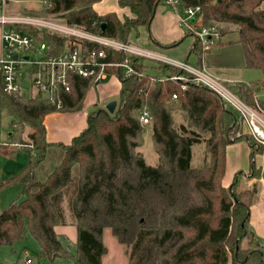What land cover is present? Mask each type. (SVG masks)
I'll use <instances>...</instances> for the list:
<instances>
[{"label": "trees", "instance_id": "1", "mask_svg": "<svg viewBox=\"0 0 264 264\" xmlns=\"http://www.w3.org/2000/svg\"><path fill=\"white\" fill-rule=\"evenodd\" d=\"M99 1L45 0L41 11L63 26L128 43L131 30L149 29L157 7L165 4V0H117L119 8L129 12L121 20L115 13L98 15L93 5ZM181 1L184 7L201 6L205 25L233 26L245 68L258 69L264 76V0ZM101 24H105L103 32ZM33 27L20 29L45 42L50 55L62 52L70 42L58 32ZM106 52L107 61L127 62L133 72L126 73L122 66L104 70L120 85L115 110L109 114L100 108L88 114L85 128L68 143L47 141L45 117L81 111L95 78L69 75V92L57 86L53 100L40 93L23 100L19 94L3 91L0 74V111L10 117L14 131L15 126L30 128L28 142L19 151L28 154L27 164L14 177H0V192L19 184L23 196L0 210V248L21 240L27 231L40 245V260L101 264L107 252L102 233L108 229L126 246L128 264H228L230 260L264 264L260 244L255 250L242 248L247 236L256 241L248 230L254 188L238 190L235 179L227 188L222 185L230 144L247 143L251 171L255 156H264L252 137H236L242 127L238 116L188 74L167 67L169 76L158 79L145 73L146 67L133 56ZM206 52L194 38L189 53L201 60ZM177 74L186 79L169 78ZM261 87L264 79L235 83L229 90L245 105L254 108L258 102L264 108L257 99ZM144 110L158 159L154 167L137 151L146 130L139 120ZM181 115H186V122L176 124L175 117ZM9 134L12 142L20 141L12 131ZM201 143L208 160L192 167V147ZM261 176L264 183V168ZM65 226L75 228V255L63 247L55 232Z\"/></svg>", "mask_w": 264, "mask_h": 264}, {"label": "rangeland", "instance_id": "2", "mask_svg": "<svg viewBox=\"0 0 264 264\" xmlns=\"http://www.w3.org/2000/svg\"><path fill=\"white\" fill-rule=\"evenodd\" d=\"M45 3V0H9L8 15L20 18L25 21H30L34 24L29 26H36V28L46 29L50 32H57V29L52 27L60 25L63 26V24L58 18L42 15L43 13L41 10ZM108 4L109 0H105L99 5L108 6ZM261 7H264V3ZM164 8L167 10L171 9L177 11L181 15V18H185L184 11L180 7L173 8L170 5L162 4L158 6L159 11L164 10ZM118 14L120 15L122 13L119 12ZM123 16L120 15L119 18L122 20ZM216 28L219 32H222L220 41L217 44L222 43V45L204 53L201 57V60L197 58L195 54L189 53L190 43L194 40L191 35L185 36V40H183V42L178 46L167 48L159 46L153 42L151 38V27L149 29L146 27H139L135 30L132 29L129 33L128 45L136 51H139L138 55L133 54L136 63L145 66L146 68L144 72L149 75H153L158 79H164L169 76V71L163 63V58H166V60L175 59L178 61H186L192 68L196 70H201L202 68L204 70L206 69V73L217 80L235 83H252L262 81L264 76L260 70L245 68L242 46L237 42V34L235 32H231L235 28L231 25H219V28ZM45 32L48 33V31ZM223 33L225 34L223 35ZM146 54H149V56ZM41 60V57L34 55L31 58L30 63L40 62ZM18 71L20 73L19 95L23 100H28L31 97H34L36 94L35 89L31 86V80L27 78V75L31 73V68L29 65H26L22 70ZM182 77L184 80L186 79L185 75ZM110 82H112V79L110 76H108L103 81L93 85L83 102L82 114L86 113L88 115L97 109H105V106L108 102L105 104H100L102 94L100 88L103 89L104 87L102 85L110 84ZM92 99H95L97 105L96 107L89 105V102ZM257 99L264 102L263 87H261L258 91ZM232 113L233 115L237 116L235 111L232 110ZM175 121L176 124L185 123L186 115L175 117ZM145 127L146 130L142 135V145L137 149V151L142 154L144 161L148 166L154 167L157 165L158 159L152 144L150 126L145 125ZM14 128L15 131L11 126V119L6 114V112L0 111L1 178L14 177L22 171L29 160L28 154L20 153L19 151L22 149V147H24L21 144L23 142H28L26 138L30 128L27 125H23L22 127L15 126ZM10 131L18 136L20 141L17 140L12 142L9 138V136H11L9 134ZM240 135H245L242 127L240 128L239 133L236 134V137H239ZM248 153L249 149L245 141H239L229 145L226 160L227 166L225 168L226 173L222 179V185L227 188L235 179V182L238 183V190H248L254 188L255 192L249 205L250 209L251 207H254L256 203L260 201V199L264 198V183L261 176V170L264 168V156L262 154H257L255 156V169L251 171L249 169ZM191 154L192 167H201L204 161L208 160L203 143L193 146ZM258 171L259 174L256 173ZM21 190L22 186L19 184L2 189L0 192V210L2 211L6 209L17 198L22 200L23 196L20 195ZM254 218L255 219H253L252 223L248 222V230L249 233L256 238L253 227H260L262 223H259L258 217L254 216ZM55 232L63 247L68 252L75 255V228L72 226L56 227ZM104 243L106 246H108V248H110L111 252L115 250L109 239L104 238ZM116 244H118L117 246H120L119 243L116 242ZM258 244L259 243H257L254 239L247 236L242 242V248L247 250H255L259 246ZM261 244V251L264 258V242ZM123 248L126 250L125 245H123ZM39 251V243L27 231H25V234L21 240L14 242L12 245L2 246L0 248V264H75L74 260L55 259L52 262L48 260H40L37 256ZM228 256L230 259L231 256L229 252ZM28 259L30 260V263L26 262ZM228 264H232L231 260L228 262Z\"/></svg>", "mask_w": 264, "mask_h": 264}, {"label": "built area", "instance_id": "3", "mask_svg": "<svg viewBox=\"0 0 264 264\" xmlns=\"http://www.w3.org/2000/svg\"><path fill=\"white\" fill-rule=\"evenodd\" d=\"M8 3L9 0H0V74L2 88L7 95L16 96L19 94L20 73L18 70H22L26 65L31 68V73L27 75V78L31 80L32 88L35 89L36 93L42 94L49 100H53L57 86H61L65 92H69V75L95 78V83H97L105 79L107 75L104 70L109 67L122 66L126 73L133 72L127 62L117 64L107 61L106 51H119L128 56L138 55L139 51L131 48L128 43L94 36L77 28L62 25L52 27L57 29L58 33L67 36L70 42L62 52L56 55L48 54V46L45 42L39 41L20 29L23 26L34 24L9 16ZM165 4L173 8H182L185 18H180L179 24L200 43L203 50H211L220 41L221 34L218 29L215 26L204 24L201 6L184 7L181 0H165ZM84 44H90L93 47L83 46ZM95 46L101 48L97 49ZM34 55L41 57L42 60L30 63ZM146 55L149 56V54ZM163 63L166 67H172L190 75L193 83L207 87L218 95L226 107L236 112L244 134L252 137L264 154V108L258 102H255L254 108L245 105L229 90V86L235 82L217 80L208 75L206 69L196 70L187 62L164 60ZM169 78L184 81L182 75L179 74ZM139 120L142 125H149L150 120L146 110L142 111ZM26 262L30 263V260L28 259Z\"/></svg>", "mask_w": 264, "mask_h": 264}, {"label": "crops", "instance_id": "4", "mask_svg": "<svg viewBox=\"0 0 264 264\" xmlns=\"http://www.w3.org/2000/svg\"><path fill=\"white\" fill-rule=\"evenodd\" d=\"M104 1L105 0H101L93 5V9L98 15H105L108 13H115L118 17H120V15L123 16L125 14L129 15V12L127 10L119 8L117 4V0H109L108 6L99 5L100 3ZM162 5H166V4H162ZM165 8L162 11H159L158 7L156 9L155 16L150 26L151 35H152L151 38L153 42L155 41L158 44H160L159 46L161 45L164 46V45H168V44L179 42V41H180L179 44H181L183 40H185L186 34H188L179 24V19L181 18V15L177 11H174L171 9L167 10ZM119 12H121L122 14L119 15L118 14ZM159 26L162 28H160ZM193 41L190 43L189 50H190L191 45L193 44ZM179 44H177L176 46H178ZM0 53H1V42H0ZM163 59L166 60V58H163ZM167 60L178 61L175 59H167ZM179 62H186V61H179ZM106 77H108V75ZM110 78L112 79V82H110L111 85L103 84L102 85L104 87L103 89L99 87L102 93L100 104H105L106 102H109L110 100L117 101V96H118L120 85H119L118 80L114 76H110ZM89 105L96 107L97 105H96L95 99H92L89 102ZM86 117H87V114L86 113L82 114V109L81 111L77 113H64V114L55 113V114L46 116L44 120V125L46 128L47 141L68 143L73 137L77 136L85 128ZM228 148L229 146L226 149V160H227ZM248 156H249V153H248ZM225 173H226V170H225ZM254 207L250 208L249 222L252 223L253 219H255L254 218L255 216L259 218V223H262L260 227L259 226L253 227L254 233L256 235V242L261 244L262 242H264V198L260 199V201L257 202ZM253 210H254V213H253ZM109 233L110 231L108 229H104L102 233V242L104 246L106 247L107 252L102 257L101 264H105V263L106 264H128V255L126 253L125 248H123V245L121 244L120 246H117L118 245L116 244L117 240L111 235V233L110 234ZM104 238L109 239V241L111 242V245L114 246L113 248L115 250H113V252H111L110 248H108V246L105 245Z\"/></svg>", "mask_w": 264, "mask_h": 264}, {"label": "water", "instance_id": "5", "mask_svg": "<svg viewBox=\"0 0 264 264\" xmlns=\"http://www.w3.org/2000/svg\"><path fill=\"white\" fill-rule=\"evenodd\" d=\"M104 29H105V24H101V32H103ZM14 58H16V56H14ZM25 59H27V57H25ZM115 107H116V101L112 100L106 104L105 110L107 113L112 114L115 110Z\"/></svg>", "mask_w": 264, "mask_h": 264}]
</instances>
